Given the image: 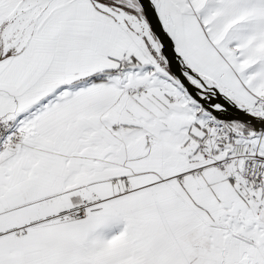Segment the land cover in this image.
Returning <instances> with one entry per match:
<instances>
[{"label":"snow or ice","instance_id":"6c2138e0","mask_svg":"<svg viewBox=\"0 0 264 264\" xmlns=\"http://www.w3.org/2000/svg\"><path fill=\"white\" fill-rule=\"evenodd\" d=\"M0 264H264V0H0Z\"/></svg>","mask_w":264,"mask_h":264}]
</instances>
